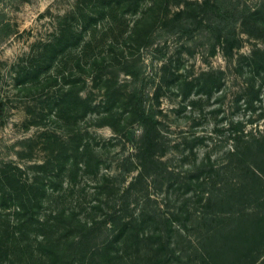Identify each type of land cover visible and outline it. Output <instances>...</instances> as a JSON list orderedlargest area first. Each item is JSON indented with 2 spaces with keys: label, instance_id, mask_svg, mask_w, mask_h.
Instances as JSON below:
<instances>
[{
  "label": "rangeland",
  "instance_id": "1",
  "mask_svg": "<svg viewBox=\"0 0 264 264\" xmlns=\"http://www.w3.org/2000/svg\"><path fill=\"white\" fill-rule=\"evenodd\" d=\"M230 2L231 47L214 0L0 1V264H48L82 224L111 237L133 218L140 236L175 218L187 256L207 190L224 196L204 176L228 186L214 211L259 198L238 182L264 172V0Z\"/></svg>",
  "mask_w": 264,
  "mask_h": 264
},
{
  "label": "trees",
  "instance_id": "2",
  "mask_svg": "<svg viewBox=\"0 0 264 264\" xmlns=\"http://www.w3.org/2000/svg\"><path fill=\"white\" fill-rule=\"evenodd\" d=\"M214 2L218 21L213 31L231 47L236 42L234 19H241L242 12L230 0ZM147 134L144 129L139 140L142 143L149 142L147 148L142 147L146 156L150 154L154 144V138L147 137ZM236 156L242 157L240 154ZM143 157L145 156L142 155ZM238 161L241 163L242 160ZM245 169L247 179L242 183L239 181L238 185H249L253 190L261 192V195L257 200L245 202L241 206L236 203L239 200L231 196L235 202L233 201L234 206L228 211H214L210 207L214 201L227 199L225 192L228 186H224L225 182L216 180L217 178L209 174L204 176L201 184L217 185L216 192L224 196L214 198L212 190H207L208 197L205 198L204 206L208 210L202 211L203 216L194 222L195 229L203 228L204 231L187 242V246L193 250V253L187 256H184V251L176 249L177 242L172 240L171 224L175 218H163L161 222L165 232L144 236L137 233V228L143 225L144 220L137 222L133 218L116 224L114 229L117 231L111 237L103 233L102 229L107 226L101 222L82 224L74 235L66 238L64 245H52V250L47 256L48 264H257L264 250V211L259 209V205L264 203V172L250 164ZM229 185L234 186V183L229 182ZM17 208L21 213L27 210L25 206ZM27 222L29 220H24V224ZM96 233L101 234L99 241L94 237Z\"/></svg>",
  "mask_w": 264,
  "mask_h": 264
}]
</instances>
